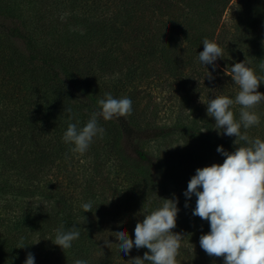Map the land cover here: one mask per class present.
<instances>
[{
    "label": "trees",
    "instance_id": "16d2710c",
    "mask_svg": "<svg viewBox=\"0 0 264 264\" xmlns=\"http://www.w3.org/2000/svg\"><path fill=\"white\" fill-rule=\"evenodd\" d=\"M232 2L0 0V264H24L29 252L34 264L76 259L129 264L143 257L146 248L120 253L113 233L124 230L134 240L136 222L162 205L157 190L185 204L183 193L195 170L223 163L217 146L234 151L235 137L218 134L207 115V102L215 96L235 100L239 86L231 66L244 61L264 78V0L232 5L228 30H219L223 52L215 70L199 60L203 39L212 40ZM148 82L170 93L164 101H170L168 113L176 112L172 125L152 127L159 111L142 106L137 92L140 83ZM257 91L264 93V79ZM105 93L130 98L131 114L98 118L103 135L94 137L84 153L71 151L73 145L63 141L68 124L83 127ZM178 107L188 108V116ZM240 107L230 106L236 120ZM65 108L72 109L71 120ZM251 111L260 122L241 132L264 140V101ZM145 113L152 118L145 119ZM173 134L183 144L160 158L137 143L165 142ZM126 146L134 157L123 150ZM155 157L158 166L164 165L161 179ZM87 202L91 212H83ZM195 203L193 195L187 215L178 213L172 230L183 236L177 264H223V257L209 256L200 247L199 237L210 226L192 215ZM61 225L80 231L65 250L53 243ZM21 238L26 247L17 248Z\"/></svg>",
    "mask_w": 264,
    "mask_h": 264
},
{
    "label": "clouds",
    "instance_id": "9594fccd",
    "mask_svg": "<svg viewBox=\"0 0 264 264\" xmlns=\"http://www.w3.org/2000/svg\"><path fill=\"white\" fill-rule=\"evenodd\" d=\"M203 51L199 60L203 65H212L222 56V49L217 43L204 38ZM264 70V63L260 65ZM232 80L239 86L235 100L224 95H217L207 102V115L214 118L218 134L235 137L234 151H226L217 146L216 151L223 157V163L197 168L190 178L183 195L187 200L196 197L192 215L209 222L210 231L199 237L200 247L209 256L223 257V264H264V140L250 138L247 130L259 124V116L251 111L264 101V93L257 91L264 78H258L253 69L245 62H236L231 66ZM208 79H213L208 73ZM240 105L239 120L230 110L233 104ZM98 111L91 114L83 127L69 123L63 134V141L73 145L71 151L84 153L94 137L103 135L98 118L108 121L113 117L128 116L132 112V101L128 97L114 98L111 93L97 101ZM72 119V109L65 108ZM245 142L240 145L239 142ZM157 209L144 214L134 228V240L124 230L114 232L119 252L128 255L136 249L146 248L143 257L129 260V264H177L176 256L183 238L181 233H174L178 214V200L163 199ZM83 212H91L92 203L81 205ZM84 221L85 218L83 217ZM54 244L62 250L69 249L72 242L79 238L76 227L64 229L61 225L56 230ZM106 242V246L110 245ZM26 247L21 238L17 248ZM35 257L29 252L24 264H34ZM73 264H87L82 259Z\"/></svg>",
    "mask_w": 264,
    "mask_h": 264
},
{
    "label": "rangeland",
    "instance_id": "374dc122",
    "mask_svg": "<svg viewBox=\"0 0 264 264\" xmlns=\"http://www.w3.org/2000/svg\"><path fill=\"white\" fill-rule=\"evenodd\" d=\"M238 0H233L231 6L226 10V12H224L219 20V24L217 29L214 32V36L212 38L211 41L217 43L219 37H221L222 39V35L220 36V32L219 30H228L229 26H230V22H231V17H232V12L233 9L231 8L232 5L234 6V4L237 2ZM68 15V12L66 11L65 13H62V16L65 17ZM264 34V33H263ZM215 37V38H214ZM223 42V41H222ZM219 46V44H218ZM222 49V48H221ZM223 52V50H222ZM206 79L205 75H203L201 77V83H203V79ZM199 81V80H198ZM139 86L141 87V89H139L138 95L140 97L141 100V105H148L149 109H151L152 107H155L158 109V116H156V119L153 120V126L152 127H156V125H172L174 123V116L176 115V112H174V114L171 115V113H168V111L166 110L168 103L170 102H166L164 100H167V98L170 100V93L168 92L167 88H165V86L163 85V87L160 85L156 86L153 85L152 83L148 82V83H140ZM201 103H203V98L200 96L198 97ZM198 103V102H197ZM179 108V111H181V113H183V115L188 116V108H185L183 110ZM191 116V115H190ZM143 117H145V119H149L152 118V116L150 115V113H145V115H143ZM183 138L180 137L177 134H173L169 139H167V141H150L147 143H138L139 146L143 147V149L147 150V151H151L153 153H157V157L160 158L163 153V151H172L175 147H179L183 144ZM123 150L130 155L131 157H134L135 155L132 153L131 149L129 147L126 146V148H123ZM157 157H155V168L156 171L158 173V177L161 179L162 178V170L164 165L162 166H158V162H157ZM166 186L167 189H173V184L167 180L163 181ZM155 197L161 202L163 203V199H171L173 197V194L168 193L167 191H163L161 189L156 191ZM176 198V197H175ZM178 200L177 203V207L179 209L178 213L181 215L186 216L188 213L187 208L185 207V204L182 203L183 201L179 198H176ZM3 203V201L0 199V209L1 208V204Z\"/></svg>",
    "mask_w": 264,
    "mask_h": 264
}]
</instances>
